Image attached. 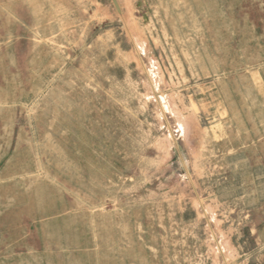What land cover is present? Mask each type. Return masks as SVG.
<instances>
[{"label":"rangeland","instance_id":"374dc122","mask_svg":"<svg viewBox=\"0 0 264 264\" xmlns=\"http://www.w3.org/2000/svg\"><path fill=\"white\" fill-rule=\"evenodd\" d=\"M0 0V264H264V0Z\"/></svg>","mask_w":264,"mask_h":264},{"label":"water","instance_id":"95a60500","mask_svg":"<svg viewBox=\"0 0 264 264\" xmlns=\"http://www.w3.org/2000/svg\"><path fill=\"white\" fill-rule=\"evenodd\" d=\"M111 2H112V4H113V6H114L116 12H117L118 14H120L121 11H120L119 5H118V3H117V0H111Z\"/></svg>","mask_w":264,"mask_h":264}]
</instances>
